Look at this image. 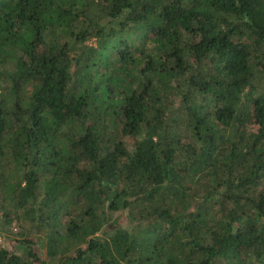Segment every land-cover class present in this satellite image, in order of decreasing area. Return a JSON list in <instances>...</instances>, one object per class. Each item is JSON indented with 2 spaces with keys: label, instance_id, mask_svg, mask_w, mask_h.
<instances>
[{
  "label": "trees",
  "instance_id": "16d2710c",
  "mask_svg": "<svg viewBox=\"0 0 264 264\" xmlns=\"http://www.w3.org/2000/svg\"><path fill=\"white\" fill-rule=\"evenodd\" d=\"M0 209V264H264V0H0Z\"/></svg>",
  "mask_w": 264,
  "mask_h": 264
},
{
  "label": "rangeland",
  "instance_id": "374dc122",
  "mask_svg": "<svg viewBox=\"0 0 264 264\" xmlns=\"http://www.w3.org/2000/svg\"><path fill=\"white\" fill-rule=\"evenodd\" d=\"M128 141H130L128 139ZM7 210V208L5 209ZM19 215H14V213H10L11 219H6L5 213L3 209H0V231L2 232V235L6 234L10 237H19L22 234L20 233L21 229L24 228V233L28 229L30 225V220L25 219L24 217H21V209L18 210ZM119 215V213L115 214V217ZM118 217V216H117ZM114 218V217H113ZM4 241V238H3Z\"/></svg>",
  "mask_w": 264,
  "mask_h": 264
},
{
  "label": "built area",
  "instance_id": "2783aa9c",
  "mask_svg": "<svg viewBox=\"0 0 264 264\" xmlns=\"http://www.w3.org/2000/svg\"><path fill=\"white\" fill-rule=\"evenodd\" d=\"M3 245V235L2 232L0 231V247Z\"/></svg>",
  "mask_w": 264,
  "mask_h": 264
}]
</instances>
